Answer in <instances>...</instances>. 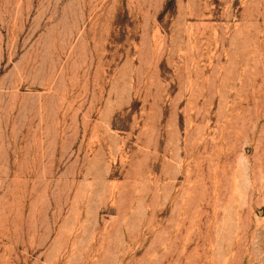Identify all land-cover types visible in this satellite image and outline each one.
<instances>
[{"label": "rangeland", "instance_id": "obj_1", "mask_svg": "<svg viewBox=\"0 0 264 264\" xmlns=\"http://www.w3.org/2000/svg\"><path fill=\"white\" fill-rule=\"evenodd\" d=\"M0 264H264V0H0Z\"/></svg>", "mask_w": 264, "mask_h": 264}]
</instances>
